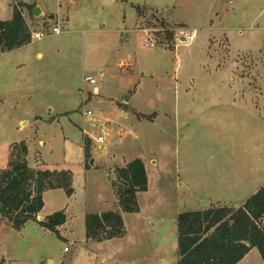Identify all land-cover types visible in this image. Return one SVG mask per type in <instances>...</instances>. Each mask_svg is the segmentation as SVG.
<instances>
[{
  "label": "rangeland",
  "instance_id": "374dc122",
  "mask_svg": "<svg viewBox=\"0 0 264 264\" xmlns=\"http://www.w3.org/2000/svg\"><path fill=\"white\" fill-rule=\"evenodd\" d=\"M32 5L44 12L35 17ZM14 7L31 41L0 49V171L24 141L29 165L72 173L73 193L43 194L37 220L62 210L59 232L33 220L15 229L0 216V262L146 264L135 228L147 218L170 227L176 208L197 209L179 200L186 183L206 199L233 174L264 179V102L256 107L245 93L207 107L208 96L230 99L224 84H250L264 98V0H0V19ZM224 58L233 72L214 66ZM137 157L150 178L139 197L146 213L123 214L126 236L87 240L85 215L120 209L117 168Z\"/></svg>",
  "mask_w": 264,
  "mask_h": 264
},
{
  "label": "trees",
  "instance_id": "16d2710c",
  "mask_svg": "<svg viewBox=\"0 0 264 264\" xmlns=\"http://www.w3.org/2000/svg\"><path fill=\"white\" fill-rule=\"evenodd\" d=\"M30 7L33 9L34 5ZM166 35L172 39L174 34L167 30ZM30 41L29 25L22 11L14 7L11 19L0 20V49L12 51ZM85 153L88 155L87 148ZM27 155L28 147L24 141L11 145L7 167L0 171V216L8 219L15 229L33 220L59 232L58 227L67 220L62 210L42 221L37 220V216L44 206L45 191L61 188L68 195L73 193L72 173L32 167ZM116 177L121 211L138 212L137 195L148 189L143 159L137 157L118 167ZM121 211L87 213L85 238L100 242L124 236ZM177 228L178 259L174 264H236L252 247L258 248L264 261V185L238 208L217 206L183 211L177 216Z\"/></svg>",
  "mask_w": 264,
  "mask_h": 264
},
{
  "label": "crops",
  "instance_id": "0c3cea01",
  "mask_svg": "<svg viewBox=\"0 0 264 264\" xmlns=\"http://www.w3.org/2000/svg\"><path fill=\"white\" fill-rule=\"evenodd\" d=\"M43 11V10H42ZM44 12V11H43ZM24 15V14H23ZM25 17V15H24ZM12 18V17H11ZM10 18V19H11ZM26 19V18H25ZM0 20H9V19H0ZM208 40V46H209V38L210 36H207ZM246 51H252L245 49ZM255 51V50H254ZM207 55L212 57L213 53L207 50ZM223 58V57H222ZM227 59V56H225ZM223 59L226 61L223 62L222 60L214 62V66L219 69L226 70L228 66L230 67V70L233 72V60H231V63H228L226 59ZM230 58V57H229ZM202 66H205L204 64L200 63ZM100 72H104V70H100ZM213 85V84H212ZM215 85V84H214ZM233 84H224V87L226 88V92H230L231 95L230 99H223V98H212L208 96V105L207 107L211 109L210 107L216 106L218 104H223L225 102L228 103L230 101V104H233V101H235L236 98L233 97V95H238L240 97H243L246 93L247 96L251 97V102L253 104H256V107H260L261 104L264 102V98L260 94L255 93V88L251 87L250 84H238L237 87H233ZM230 87V88H229ZM233 87V88H232ZM245 94V95H246ZM131 97V96H130ZM262 107V106H261ZM264 111V108H262ZM141 158V157H140ZM143 159V158H142ZM131 161V160H129ZM128 161V162H129ZM144 161V159H143ZM126 162V164L128 163ZM145 163V161H144ZM124 164V166L126 165ZM123 167V166H122ZM147 164L145 163V168L148 175V189L144 192H139L137 195V200L139 203V211L133 212L131 214L136 215L135 217L141 218L145 212V207L140 203V195L141 193H149L151 189L150 185V178L148 174V168ZM58 170V169H57ZM59 170H66V169H59ZM233 178L230 179H222L218 185V191L216 192H209L206 196V199H204L200 193H198V185L197 184H191L186 183L185 187L186 190L182 191L181 196L179 197L180 202H197V209L194 210H200V209H207L211 207H217V206H228L232 208H238L243 205V203L249 198L252 194L257 192L262 185H264V179L260 178L259 172L254 174L253 172L249 175H245L244 177L237 174H233ZM207 185V184H206ZM208 186V185H207ZM46 192V191H45ZM157 200H159V195L155 194L152 196V205L150 207L157 208L159 205ZM149 202V201H148ZM149 208V207H148ZM185 209V205L183 207ZM184 209L178 207L174 210L173 214V220L170 227L157 225L154 226L153 222L149 223V218H147V223L145 224H138L136 226L137 235L134 238L138 243H142L143 246H145V262L146 264H174L178 259V228H177V216L179 213L185 211ZM121 211V209H119ZM118 210V211H119ZM189 211V210H188ZM42 212V211H41ZM101 213V212H99ZM126 212L121 211L122 217L123 214ZM43 217H46V215H43ZM124 220V219H123ZM125 225V221H124ZM62 226V225H61ZM61 226L58 227V229L61 228ZM127 234V229L125 226V236ZM64 239L66 236L61 234ZM114 239V238H112ZM109 239V240H112ZM108 241V240H107ZM32 264V263H27ZM236 264H264V261L262 259V256L258 250L257 247H252L248 253Z\"/></svg>",
  "mask_w": 264,
  "mask_h": 264
},
{
  "label": "built area",
  "instance_id": "2783aa9c",
  "mask_svg": "<svg viewBox=\"0 0 264 264\" xmlns=\"http://www.w3.org/2000/svg\"><path fill=\"white\" fill-rule=\"evenodd\" d=\"M60 32V29H59V27L58 26H54L53 28H52V33H54V34H58ZM32 36L34 37V38H36V39H42L43 37H45L46 36V34H45V32H34L33 34H32ZM192 39H194V33H190V34H187V35H185V36H181V41H190V40H192ZM156 42V39L154 40L153 38H150V40H149V43H151V44H154ZM85 81L86 82H88L90 85H95L96 84V79L93 77V76H91V75H88V76H86L85 78ZM87 114L88 115H91L92 114V111L91 110H88L87 111ZM96 140H97V142L99 143V144H103L104 143V137L103 136H97V138H96ZM65 250H68V246H65ZM100 264H104V263H100Z\"/></svg>",
  "mask_w": 264,
  "mask_h": 264
},
{
  "label": "water",
  "instance_id": "95a60500",
  "mask_svg": "<svg viewBox=\"0 0 264 264\" xmlns=\"http://www.w3.org/2000/svg\"><path fill=\"white\" fill-rule=\"evenodd\" d=\"M43 13L42 9L40 6H35L33 8V14L35 17H38L39 15H41ZM92 162V161H91Z\"/></svg>",
  "mask_w": 264,
  "mask_h": 264
}]
</instances>
